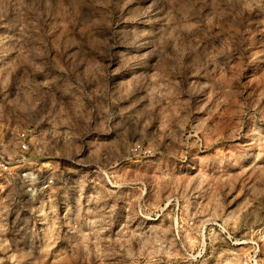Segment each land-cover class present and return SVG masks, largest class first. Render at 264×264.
Returning <instances> with one entry per match:
<instances>
[{
    "label": "rangeland",
    "instance_id": "374dc122",
    "mask_svg": "<svg viewBox=\"0 0 264 264\" xmlns=\"http://www.w3.org/2000/svg\"><path fill=\"white\" fill-rule=\"evenodd\" d=\"M0 150V264H264V0H0Z\"/></svg>",
    "mask_w": 264,
    "mask_h": 264
},
{
    "label": "built area",
    "instance_id": "2783aa9c",
    "mask_svg": "<svg viewBox=\"0 0 264 264\" xmlns=\"http://www.w3.org/2000/svg\"><path fill=\"white\" fill-rule=\"evenodd\" d=\"M28 135L26 133H23L21 135L22 141L20 144V151L21 153H26L28 150V140H27ZM11 168V161L8 158V156L0 150V177L3 176L4 174H7L10 171ZM52 182H46L44 185V189H48L51 186Z\"/></svg>",
    "mask_w": 264,
    "mask_h": 264
}]
</instances>
